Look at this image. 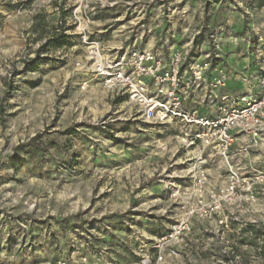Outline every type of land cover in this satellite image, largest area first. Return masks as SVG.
Here are the masks:
<instances>
[{
    "label": "rangeland",
    "instance_id": "1",
    "mask_svg": "<svg viewBox=\"0 0 264 264\" xmlns=\"http://www.w3.org/2000/svg\"><path fill=\"white\" fill-rule=\"evenodd\" d=\"M86 15L87 37L111 45L161 15L168 45L188 51L185 67L217 43L212 61L235 91L260 93L264 0H0V264H117L106 238L133 240L139 257L173 219L169 190L188 174L186 152L172 128L133 120L95 77L75 29ZM259 154L253 168L264 172ZM256 192L227 227L195 223L168 264H264V182Z\"/></svg>",
    "mask_w": 264,
    "mask_h": 264
},
{
    "label": "built area",
    "instance_id": "2",
    "mask_svg": "<svg viewBox=\"0 0 264 264\" xmlns=\"http://www.w3.org/2000/svg\"><path fill=\"white\" fill-rule=\"evenodd\" d=\"M88 23L90 17L86 15L75 29L87 46L95 77L125 98L133 120L172 128L173 139L186 152L183 162L188 174L180 175L169 190L173 219L165 232L153 239L148 253L138 254L141 264H168V256L177 254L175 245L195 223L205 228L219 218V224L227 227L229 220H238L235 210L245 209L258 199L256 185L264 182V172L249 164L253 162L251 150L264 148V71L259 95L238 98L220 92L232 76L223 66L212 70V59L221 50L217 43L202 59L185 67L188 51L183 47H168L165 56L161 50L140 48L123 39L105 44L101 38L87 37ZM81 88L86 89V85ZM196 89L204 91L211 104L219 101L217 115L201 114L187 106ZM102 124L105 126L106 121ZM215 157L227 169L221 183L212 182L209 176L208 165Z\"/></svg>",
    "mask_w": 264,
    "mask_h": 264
},
{
    "label": "crops",
    "instance_id": "3",
    "mask_svg": "<svg viewBox=\"0 0 264 264\" xmlns=\"http://www.w3.org/2000/svg\"><path fill=\"white\" fill-rule=\"evenodd\" d=\"M160 16L161 15H157V17L155 19L157 22L151 23L150 25H147L144 22L142 24V28L140 29L139 32H137L135 34V37H133V39H129V41H128V39H125L126 43L127 44H135L137 47H140V48L146 47V48L158 49V50H161V52L166 56L168 54V51H169L168 47H171L173 45V44L168 45L169 41H167V36H168L167 33L169 34L171 29L169 27H167L168 23L165 21H162V17H160ZM146 33H147V36L144 39ZM157 36H159V38ZM129 38H131V36ZM217 65H219V67H222V66L225 67L224 62L212 61V70ZM210 74L214 75L215 72L210 73ZM235 88H236V85L233 81V78L231 77V79L227 82L226 87L222 88L220 90V92L221 93H229L230 95H239V93H246L247 95H253V96L259 95L258 90L253 91V89H251L250 94H249V93H247V91H241V90L235 91ZM204 93H205L204 91L196 89L194 92V95H192L191 99L187 103V106L196 109L201 114H205V115H209V116L217 115L218 114L219 101L216 100L214 103L211 104L208 100H206ZM261 157H262L261 154L256 155L255 157H252V155H251V159L253 161L252 163L255 164V161L261 160ZM252 163L249 165L253 166ZM210 165L215 166V168H211V169L209 168V176H210L211 181L214 183L223 182L226 179V177L219 182V178L221 177V168L223 166L221 161L215 157ZM225 176H227V175H225ZM114 226H115V230H118V232H121V234H124L125 230L123 229V225L115 224ZM67 227L72 232H75L74 227L72 225L71 226L67 225ZM166 229H163V231H157V232L154 231L155 232L154 234L155 235H161L165 232ZM121 236H124V235H121ZM113 237L114 236L111 235L110 238H106L103 241L108 246H115L117 249V251L115 253L116 255L111 256L109 259L114 260V261L116 260L117 264H138L139 257L136 256V254L133 252L132 248L127 247V244L129 242L133 243V240L127 242V240L125 238L123 239V238L119 237L117 239H114ZM134 243L136 244V242H134ZM135 244H133L132 246H135ZM193 257L196 258V256H193ZM102 260L103 259H100L98 257V264H103V263H101ZM113 264H115V263H113Z\"/></svg>",
    "mask_w": 264,
    "mask_h": 264
},
{
    "label": "trees",
    "instance_id": "4",
    "mask_svg": "<svg viewBox=\"0 0 264 264\" xmlns=\"http://www.w3.org/2000/svg\"><path fill=\"white\" fill-rule=\"evenodd\" d=\"M62 37L64 38L65 36H64V35H60V37H59V38H61V39H62ZM56 41H59V39H57V38H54V39H53V42H56ZM117 99H121V98H117ZM250 227H253V226H251V225H250Z\"/></svg>",
    "mask_w": 264,
    "mask_h": 264
}]
</instances>
